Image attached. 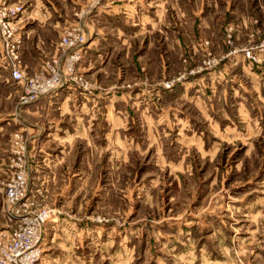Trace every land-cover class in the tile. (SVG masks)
Here are the masks:
<instances>
[{"label":"rangeland","instance_id":"obj_1","mask_svg":"<svg viewBox=\"0 0 264 264\" xmlns=\"http://www.w3.org/2000/svg\"><path fill=\"white\" fill-rule=\"evenodd\" d=\"M7 22L29 75L67 71L86 34L34 102ZM24 164L52 211L37 264H264V0H0L3 236Z\"/></svg>","mask_w":264,"mask_h":264},{"label":"built area","instance_id":"obj_2","mask_svg":"<svg viewBox=\"0 0 264 264\" xmlns=\"http://www.w3.org/2000/svg\"><path fill=\"white\" fill-rule=\"evenodd\" d=\"M2 35L6 50L10 52V77L23 87V104L48 95L64 83L68 72L74 69L71 63L81 58L86 42V34L83 30L69 32L64 36L62 45L65 50L64 55L69 56L67 60L70 68L64 71L61 65L57 68L47 66L42 72L29 75L18 60L16 53L18 42L10 22H7V26L2 29ZM51 73L53 75L48 77ZM27 190L28 168L27 164H24L6 187V203L12 217L16 218L18 226L9 236L0 235V264H37L41 257L40 244L43 231L52 211L47 207L30 209L24 200Z\"/></svg>","mask_w":264,"mask_h":264},{"label":"crops","instance_id":"obj_3","mask_svg":"<svg viewBox=\"0 0 264 264\" xmlns=\"http://www.w3.org/2000/svg\"><path fill=\"white\" fill-rule=\"evenodd\" d=\"M90 41V40H89ZM42 98V97H41Z\"/></svg>","mask_w":264,"mask_h":264}]
</instances>
